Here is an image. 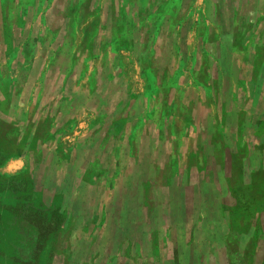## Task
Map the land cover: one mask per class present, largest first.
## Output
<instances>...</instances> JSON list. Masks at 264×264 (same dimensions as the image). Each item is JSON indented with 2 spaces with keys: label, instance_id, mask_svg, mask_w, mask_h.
I'll list each match as a JSON object with an SVG mask.
<instances>
[{
  "label": "rangeland",
  "instance_id": "374dc122",
  "mask_svg": "<svg viewBox=\"0 0 264 264\" xmlns=\"http://www.w3.org/2000/svg\"><path fill=\"white\" fill-rule=\"evenodd\" d=\"M258 46L221 49L224 80L201 82L207 94L192 108L191 127L177 107L169 140L153 143L151 130L143 131L139 160L130 163L108 155L101 170L92 160L99 154L79 147L73 158L67 145L56 147L62 154L55 161L34 144L47 132L46 124L37 135L32 130L35 115L22 137L17 125L0 122V264H264V50ZM249 61L252 76L243 72ZM93 67L80 72L92 74ZM183 69L175 81L192 78ZM187 85L192 93L201 89ZM207 121L214 125L212 162L202 165L194 144ZM173 144L187 151V160L183 151L182 158L173 153ZM88 164L92 175L80 183L74 174ZM153 166L169 171L147 179L145 169ZM147 185L157 186L156 193H143ZM144 196L155 197V208L144 207Z\"/></svg>",
  "mask_w": 264,
  "mask_h": 264
},
{
  "label": "crops",
  "instance_id": "0c3cea01",
  "mask_svg": "<svg viewBox=\"0 0 264 264\" xmlns=\"http://www.w3.org/2000/svg\"><path fill=\"white\" fill-rule=\"evenodd\" d=\"M241 45L264 50V0H0V122L17 125L22 137L35 115L32 130L37 135L46 124L47 132L34 144L55 161L62 154L56 147L67 145L73 158L79 147L99 154L92 160L101 170L108 155L130 163L139 160L143 131L151 130L153 143L169 140L177 107L191 127L192 108L207 94L201 82L224 80L221 49ZM248 64L243 72L252 76ZM91 65L92 74L80 72ZM182 67L192 78L175 81ZM191 81L201 89L184 90ZM214 110L220 112L218 101ZM213 127L207 121L195 137L202 165L212 162ZM173 145V153L182 158L183 151L187 160V151ZM92 170L89 164L80 168L76 180L82 183ZM168 171L153 166L145 177ZM147 186L143 193H156L157 186ZM153 198L144 196V207L155 208Z\"/></svg>",
  "mask_w": 264,
  "mask_h": 264
}]
</instances>
